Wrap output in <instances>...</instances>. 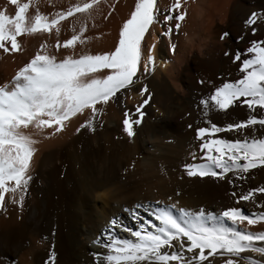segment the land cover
Masks as SVG:
<instances>
[{
  "label": "bare ground",
  "instance_id": "1",
  "mask_svg": "<svg viewBox=\"0 0 264 264\" xmlns=\"http://www.w3.org/2000/svg\"><path fill=\"white\" fill-rule=\"evenodd\" d=\"M22 1L20 3L29 4L26 15L32 17L35 11L48 18L84 2ZM134 2L95 0L90 10L58 21V32L56 28L48 32L42 29L22 32L17 37L18 51L5 53L0 49V86L11 80L41 44L45 45L42 51L58 60L74 53L108 51ZM154 2L160 11V23L155 27L150 25L152 34L146 33L147 39L142 41L145 47L155 45L153 71L139 76L131 88L120 91L118 100L104 105L99 118L94 120L92 132L75 131L87 118V110L72 117L59 133L47 128L39 134L33 129L27 130L36 140L30 160L32 179L21 207L7 203V193L4 206L0 207V264H43L49 250L55 253V264H95L92 253L106 250L92 241L103 235L114 216L121 225L135 229L137 222L123 209L137 203L156 205L159 201L160 207L176 203L191 211L213 213L228 206H239L247 214L264 211V207L255 206V203L264 205V194L255 195L254 204L241 201L236 205L234 199L229 198L234 190L239 195L257 185L264 187V170L251 169L243 180L237 181L239 187L233 189L225 181L190 179L182 174L181 168L184 163L194 162V152L195 162H200L194 138L195 127L205 126L199 99L208 95L214 85L241 77L239 62L233 64L223 53L226 50L239 52L242 59L251 58L244 51L250 41L256 34L264 41V0H180L179 11L184 19L179 29L172 27L174 20L167 25L163 23V16L175 0ZM252 13H256V22L252 25L256 28L254 35L251 28L244 25ZM175 14L173 9V16ZM29 20L25 18L26 23ZM81 25L85 28L81 34L84 42L80 43L78 38L71 49L58 48V43L62 44L78 32ZM166 27H172L169 37H161L160 32ZM224 32L229 35L222 41L219 37ZM36 36L45 39L41 40L44 43L35 46L33 38ZM169 43L175 45L174 52L168 51ZM197 79L204 80L205 84H197ZM142 86L152 95L150 103L142 109V124L134 126L130 141L121 131V120L125 110L133 111L142 100L139 95ZM246 116L247 110L237 106L228 116L210 114V120L223 126ZM188 124L193 128L189 129ZM256 131H262L258 125ZM229 177L232 178L231 174ZM141 214L152 219L146 213ZM262 223L250 226L245 221L237 226L264 231ZM115 231L125 238L129 235L119 228Z\"/></svg>",
  "mask_w": 264,
  "mask_h": 264
},
{
  "label": "snow or ice",
  "instance_id": "2",
  "mask_svg": "<svg viewBox=\"0 0 264 264\" xmlns=\"http://www.w3.org/2000/svg\"><path fill=\"white\" fill-rule=\"evenodd\" d=\"M8 3L15 5V14L8 16L0 10V49L5 53L18 51L17 37L22 32L41 29L48 32L50 28H56L58 32V21L90 10L95 0L69 6L51 18L37 12L27 23L24 13L29 4L17 0H8ZM173 9L176 10L174 16ZM179 9L180 0H175L163 16L164 25L174 20L172 27L179 29L184 19ZM159 16L154 0H135L129 15L119 26L118 38L108 51L74 53L58 60L42 51L45 45L41 44L11 80L0 86V207L4 206L6 193L7 203L17 207H21L25 200L32 179L30 160L36 143L27 130L33 129L39 134L47 128L59 133L72 117L87 110V118L75 131L79 133L86 129L92 132L94 120L99 118L103 106L118 100L120 91L131 88L139 76L153 71L155 45L145 47L142 41H146V33L152 34L149 26L160 23ZM255 22L256 13L244 21L253 35L256 33V28L252 27ZM172 27L162 30L160 36L169 37ZM84 32L81 25L78 32L62 44L58 43V48L71 49L78 38L83 43L81 34ZM228 35L224 32L219 38L223 41ZM174 49L175 45L169 43L168 51L174 52ZM244 51L251 58L242 59L239 52L226 50L223 53L233 64L239 62L241 77L214 85L210 93L198 101L205 124L194 129L200 162H195L197 155L194 152V162L181 166L182 174L190 179L225 181L236 189L239 187L237 181L243 180L251 169L264 170V41H250ZM196 83L204 85L205 81L197 79ZM139 95L142 100L133 111L125 110L121 120V131L130 141L134 126L142 124V109L150 103L152 94L142 86ZM237 106L247 110L246 118L223 126L211 122L210 114L228 116ZM257 125L262 130L259 133ZM187 127L192 129L193 125ZM221 133H234L235 138H221ZM257 193L264 194V187L249 188L239 195L234 190L229 198L234 199L236 205L241 201L254 203L252 198ZM159 203H137L132 208L123 209L137 222L135 229L121 225L114 216L103 235L92 241L106 250L92 253L95 264H241V261L244 264H264V231L237 226L245 221L250 226L264 222V211L247 214L239 206H228L214 215L204 210L191 211L176 203L160 207ZM256 207L264 205L256 204ZM142 212L152 219H146ZM225 221L229 226H225ZM117 228L128 233V237L118 235ZM43 264H55L53 251L49 250Z\"/></svg>",
  "mask_w": 264,
  "mask_h": 264
},
{
  "label": "rangeland",
  "instance_id": "3",
  "mask_svg": "<svg viewBox=\"0 0 264 264\" xmlns=\"http://www.w3.org/2000/svg\"><path fill=\"white\" fill-rule=\"evenodd\" d=\"M23 1H25V0H23ZM23 1H22V2H23ZM17 2L20 3L21 0H17ZM0 3H1L0 6L2 5L0 10H3L5 13H7L6 15H8V16H13V15L15 14V13H14V12H15V5L12 6L13 4H9V3H8V0H0ZM23 3H24V2H23ZM8 5H9V6H8ZM10 5H11V6H10ZM8 7H9V9H10V7H11V9H12V8H14V9H12V11H11V9H10V11H9ZM4 8H5V9H4ZM13 10H14V11H13ZM10 12H11V13H10ZM9 13H10V14H9ZM26 13H27V12H25L24 15H26ZM34 13H35V14H34ZM31 14H32V17H34V16L36 15V12L34 11V12H32ZM27 15H28L29 17H26ZM27 15L25 16V18H28V19H29V18H30V19L32 18V17H30V16H31L30 14H27ZM256 35H257V36H256ZM256 35H255V38L252 39V41H262L261 36L258 35V34H256ZM36 37H37V36H36ZM38 37H40V36H38ZM38 37H37V38H35V37L33 38V40H34L33 43L35 44V46H38L37 44L40 45L41 43H44V42H42V41L45 40V39H43V38L41 39V38H38ZM256 37H257V38H256ZM259 37H260V38H259ZM258 38H259V39H258ZM36 39H37V40H36ZM39 40H40V42H38ZM41 40H42V41H41ZM32 48H33V47H32ZM223 134H224V135H223ZM219 136H220L221 138H227V139H233V138H235V134L232 135V134L221 133V134H219ZM256 187H262V186H261V185H257ZM259 194H260V195H259ZM261 195H263V194H261V193H257V194H256V196H259V197H261ZM253 204H254V203H253ZM256 204H258V203H255V206H256ZM208 212L213 213L212 211H208ZM214 213H215V212H214ZM214 213H213V214H214ZM215 214H216V213H215ZM215 214H214V215H215ZM226 226H229V223H226Z\"/></svg>",
  "mask_w": 264,
  "mask_h": 264
}]
</instances>
